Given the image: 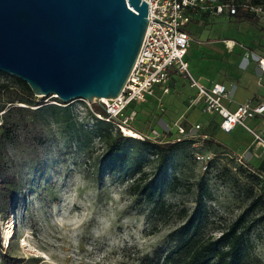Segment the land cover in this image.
Segmentation results:
<instances>
[{
    "label": "rangeland",
    "instance_id": "1",
    "mask_svg": "<svg viewBox=\"0 0 264 264\" xmlns=\"http://www.w3.org/2000/svg\"><path fill=\"white\" fill-rule=\"evenodd\" d=\"M227 10L213 30L202 29L189 42L185 61L205 83L227 84L233 64L256 62L254 54L264 56V12L251 23L238 21ZM193 27L190 23L187 29ZM206 32L217 35L213 45L198 42ZM13 82L0 73V84ZM189 92L194 95L183 84L174 97H164L162 113L151 102L136 108L132 130L137 135H150L153 128L167 137L170 130L175 133ZM30 100L8 104L0 96L3 111L22 109L11 112L9 133L0 137V264H139L157 249L170 250L174 233L192 216L200 221L202 237L213 240L244 216L252 226L245 235V262L264 264V177L257 171L264 166V155L257 163L255 149L250 150L254 138L245 129L237 126L225 134L217 131L212 115L195 112L179 122L191 141L175 146L166 161L131 137L116 157L109 156L108 146L122 133L96 122L92 112L97 105L77 100L57 106L53 96ZM246 123L255 128L253 121ZM196 155L211 159L202 163ZM136 180L141 186L157 182L152 200L131 193ZM10 230L12 237L5 239Z\"/></svg>",
    "mask_w": 264,
    "mask_h": 264
},
{
    "label": "water",
    "instance_id": "2",
    "mask_svg": "<svg viewBox=\"0 0 264 264\" xmlns=\"http://www.w3.org/2000/svg\"><path fill=\"white\" fill-rule=\"evenodd\" d=\"M147 24L141 0H0V73L35 97L99 105L124 89Z\"/></svg>",
    "mask_w": 264,
    "mask_h": 264
},
{
    "label": "built area",
    "instance_id": "3",
    "mask_svg": "<svg viewBox=\"0 0 264 264\" xmlns=\"http://www.w3.org/2000/svg\"><path fill=\"white\" fill-rule=\"evenodd\" d=\"M147 4V28L139 51L137 60L129 76V79L120 93L114 99H101L97 105L102 113L92 112V115L99 121L113 125L124 136L126 131H134L131 124L136 118V111L131 109L133 105H140L146 102L147 98L154 96L155 90L159 89L162 94L169 92L168 80L171 69L185 78L190 87L196 90L195 98L189 100V106L200 103L201 112L205 115H216L221 121L220 130L230 133L236 126L245 129L264 149V126L258 132L247 125L248 120L264 117V99L258 104L243 102L236 105L234 110L229 109L232 103L230 93L223 84L206 86L193 78L189 72L188 64L185 61L187 49L189 48L190 36L185 26L190 21L189 12L215 9L217 14H222L224 8L228 9L229 15H234L239 7L246 8L255 15L263 14L264 6H250L247 3L237 5L209 4L212 0H141ZM256 63L264 72V57L255 56ZM54 98V97H53ZM55 101L58 100L54 98ZM59 101V100H58ZM77 101V100H74ZM84 101L89 104L85 100ZM57 106H65L62 102H54ZM5 111H0V127L3 124ZM196 129L200 126L196 125ZM136 139L141 141L149 140L154 143H163L161 133L152 129L150 135L138 133ZM184 139H191L186 135L185 129L176 125V132L173 142H181ZM206 140V136H203ZM210 156L196 155V160L208 163ZM243 165L241 159H238Z\"/></svg>",
    "mask_w": 264,
    "mask_h": 264
},
{
    "label": "trees",
    "instance_id": "4",
    "mask_svg": "<svg viewBox=\"0 0 264 264\" xmlns=\"http://www.w3.org/2000/svg\"><path fill=\"white\" fill-rule=\"evenodd\" d=\"M243 3H247L250 6H264V0H248ZM232 16L238 21H249L251 23H256L258 21V18L253 12L242 7H239L237 12ZM12 78L14 80L13 83L0 84V96L6 98L8 104H13L15 102L24 104L30 103V99L34 97L30 88L22 80L13 76ZM3 107L0 108V111L4 110ZM94 107L95 112L102 113L98 106ZM21 110V108L11 107L5 112L3 124L0 127V137L5 132L9 133L7 118L11 115V112ZM95 120L96 122L102 123V121L96 118ZM94 131L95 135L99 137L102 134V130L97 126L94 128ZM94 131H92V133ZM131 138L118 134L114 141L108 146L109 156L119 157L123 153V143L127 140H132ZM189 141L191 140L184 139L181 142H173V140L170 139L167 142L154 143L149 140H144L141 141V144L149 148L153 155L159 156L160 159L166 161L168 154L175 146ZM263 167V164H260V166L257 167V171L260 173V176L264 177V173H262ZM139 182V180H136L131 185V193L133 195L143 196L147 200H152L158 191L157 182L151 181L143 186H141L143 182L140 184ZM261 199V197L257 198L255 203L261 201ZM253 205L254 204H252L251 207ZM199 225V219L193 216L190 217L185 224L174 233V246L170 250L163 251L162 249H157L151 255L147 254L142 256L139 259V264H246L245 235L250 233L252 226L246 221L244 216L233 221L221 232V235L214 240L212 238H203L202 234L199 232Z\"/></svg>",
    "mask_w": 264,
    "mask_h": 264
},
{
    "label": "crops",
    "instance_id": "5",
    "mask_svg": "<svg viewBox=\"0 0 264 264\" xmlns=\"http://www.w3.org/2000/svg\"><path fill=\"white\" fill-rule=\"evenodd\" d=\"M208 10H211V11H204V12L203 11H196V12H189L188 11V14L190 16V21L185 26V30L188 32L190 39H194L195 38L194 36H196V33L202 29H205V30L209 29V31L213 30L214 24L218 23L220 20H222L224 18L223 16H221L222 14H217L215 12V9H208ZM207 13H212L215 16H211V15L206 16ZM229 16H231V15H229ZM190 23H192L194 25L193 30L191 32L187 29ZM208 23H211V25H209ZM204 34H205V36L202 37L204 39H202V41H199V39H198V42H200V44L209 42L210 43L209 45H213L212 42H215V40L217 39L216 38L217 35L212 34V33H207V32ZM199 35L201 37L202 33L199 32ZM209 40H213V41H209ZM187 53H188V51H187ZM187 53H186V55H187ZM253 56H260V55L254 54ZM262 57H264V56H262ZM240 60H241V58H239V61L237 58V63H239ZM188 65L190 66V64H188ZM189 66H188V68H189ZM231 71H232L231 73L229 71L226 73L227 84L226 83H219V82L205 83V82L201 81L198 77H196L194 74L193 75L191 73L190 74L193 76V78H195L200 83H202L206 86H212L214 84H223L226 87L227 91L230 93V96L232 98V103L228 106L229 109H231V110H234L236 105L239 103L252 102L253 104H258V103L262 102V100L264 99V72L259 69L257 63L254 60H250V62L247 64H233ZM183 84L184 85L187 84L189 89L194 92V95H193V93L191 94L189 92L188 95L185 97V100H184L185 105L183 106V109L185 110L186 113L184 115H182V117H180L179 120H177V122L174 124V126L179 124V122L181 120L186 119L185 118L186 115H193V114H195V112L202 114L200 103H197L195 106H189V100L192 98H195L196 90L194 88L190 87L188 81L185 78H183L181 75L176 73V71L174 69H171V72H170V76H169V80H168L169 92L167 94H162L159 89H156L154 96L147 98L146 102H144L140 105H133L131 107V109H134L136 111V108H138V107L144 108L151 102V103L155 104L159 113H162L165 111L164 110L165 108H163V106H162L163 98L168 97V96L174 97V94L178 90V87L180 85H183ZM137 115H138V112H136V118H137ZM212 116L215 119V122L217 125V131H221L220 127H219L221 119L216 115H212ZM136 118H135V120H136ZM135 120H134V122H135ZM250 121H253V126L255 127L254 128L255 130H257L258 132L262 131L263 126H264V117H260V118L257 117V118L250 120ZM159 132L161 133V135L163 137L162 140L164 142H167L170 139L172 140L174 135H175V133H172L171 130H170V132L172 133V136H170V132H169L168 137L163 134L162 130L161 131L159 130ZM225 134H229V133H225ZM254 149H255L254 153H256L255 156L258 158V161H256V162L259 163L260 160L263 158L262 156L264 155V149H263V147H261L256 142H254V145H252L250 147L251 151ZM244 153L239 154L240 157L242 155H244ZM253 161H255V160H253Z\"/></svg>",
    "mask_w": 264,
    "mask_h": 264
},
{
    "label": "bare ground",
    "instance_id": "6",
    "mask_svg": "<svg viewBox=\"0 0 264 264\" xmlns=\"http://www.w3.org/2000/svg\"><path fill=\"white\" fill-rule=\"evenodd\" d=\"M105 100V99H104ZM126 136L127 137H132V138H137V134L135 132H132L131 130L129 131H126ZM260 148V147H259ZM259 152V151H258ZM260 153V152H259ZM4 238L7 239V238H10L12 237V230L8 231L6 234H4Z\"/></svg>",
    "mask_w": 264,
    "mask_h": 264
}]
</instances>
